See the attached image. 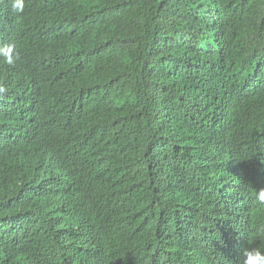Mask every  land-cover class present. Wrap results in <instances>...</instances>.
<instances>
[{"label": "trees", "instance_id": "trees-1", "mask_svg": "<svg viewBox=\"0 0 264 264\" xmlns=\"http://www.w3.org/2000/svg\"><path fill=\"white\" fill-rule=\"evenodd\" d=\"M25 4L0 0V264L264 250V0Z\"/></svg>", "mask_w": 264, "mask_h": 264}, {"label": "clouds", "instance_id": "clouds-1", "mask_svg": "<svg viewBox=\"0 0 264 264\" xmlns=\"http://www.w3.org/2000/svg\"><path fill=\"white\" fill-rule=\"evenodd\" d=\"M10 5L14 14H23L25 11V0H10ZM19 58L20 54L16 50L14 44L9 43L0 45V61L4 64L14 66ZM8 92V87H6L3 82H0V101L6 98ZM46 154L49 157L52 156L50 151H47ZM255 200L260 204H264V188L256 190ZM246 234L247 239L253 236H258L250 232L248 229H246ZM262 245L263 240L259 237L258 245L250 248H243L232 264H264V250L261 249Z\"/></svg>", "mask_w": 264, "mask_h": 264}]
</instances>
